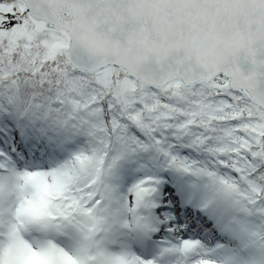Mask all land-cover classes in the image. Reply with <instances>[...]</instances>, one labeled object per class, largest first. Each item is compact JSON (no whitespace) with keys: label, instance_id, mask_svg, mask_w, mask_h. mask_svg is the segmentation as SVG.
<instances>
[{"label":"snow or ice","instance_id":"snow-or-ice-1","mask_svg":"<svg viewBox=\"0 0 264 264\" xmlns=\"http://www.w3.org/2000/svg\"><path fill=\"white\" fill-rule=\"evenodd\" d=\"M0 264H264V0H0Z\"/></svg>","mask_w":264,"mask_h":264}]
</instances>
